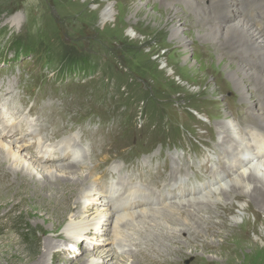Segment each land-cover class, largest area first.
Instances as JSON below:
<instances>
[{"label":"rangeland","instance_id":"1","mask_svg":"<svg viewBox=\"0 0 264 264\" xmlns=\"http://www.w3.org/2000/svg\"><path fill=\"white\" fill-rule=\"evenodd\" d=\"M136 2L0 0V97L4 96V100L6 97V104H10V112L0 106L1 112L11 123L20 113H25L27 106H36L38 122L35 116L30 122L37 125L39 132L25 138L21 151L24 158L40 166L43 164L30 158L38 144L51 151L64 142L71 143L76 155L82 156L80 163L72 158L46 166L77 164L96 179L95 186L101 184L100 180L105 177L102 174L106 172L107 182L114 185L113 194L121 187L125 190L124 184L132 180L139 191L151 188L156 193L184 175L191 180L190 186L214 184L220 174L225 177L233 171L232 139L237 133L234 131L231 136L225 130L222 124L225 115L240 125H250L255 131V119L251 120L243 98L246 94L252 97L251 92L256 97L257 90L248 88L242 97H237L225 73L232 68L231 64L224 66L222 59L215 58L211 45L200 42L197 34L201 31L200 24L195 15L186 13L183 5L179 6L186 13L183 19L170 21L163 13V21L157 24L150 19L154 11L149 6L152 1L138 0L142 5V12L138 14H135ZM108 4L115 9L114 17L103 23L101 14ZM174 26L182 30V38L189 40L187 51L177 41L170 40L169 28ZM83 62L86 65L82 66ZM0 140L6 142L4 138ZM11 163L7 162L6 166L13 167ZM121 175L125 183L119 180ZM81 197L74 205L78 206L75 216L71 213L61 229L63 235L78 215L85 216L82 208L86 202ZM221 199L218 205L203 203L200 211L189 209V214L194 219L200 217V227L210 233L211 226L222 232L223 224L236 225L238 234L232 240L238 249L237 264H264V213L255 207L247 209V201L231 194ZM1 204L0 264H20V259L12 256L9 244L14 242L21 255L26 256L27 250L51 237L45 232L49 222L43 217L33 219L18 213L8 219L4 213L17 205ZM225 204L231 205V209ZM174 215L163 218L171 219ZM158 219L156 224L138 220L136 225L124 227L121 241L113 240L109 229L98 239L88 231L76 238L78 244L62 241L58 245L61 253L56 258L46 255L44 264H139L142 262L139 255L132 253L146 248L148 231L154 232L152 240L155 237L160 240V235L187 240L166 225L157 224L162 221L161 216ZM223 233L219 237L200 234L208 242L217 244L222 241ZM112 244L117 249L124 246L123 251H115ZM100 251L102 258L98 256ZM17 252L14 253L19 255ZM184 252L191 256L181 259L180 264H193L197 258L194 253L200 254L199 251L191 253L192 249L187 246ZM235 256L232 254V258ZM206 258L218 261L214 254Z\"/></svg>","mask_w":264,"mask_h":264},{"label":"bare ground","instance_id":"2","mask_svg":"<svg viewBox=\"0 0 264 264\" xmlns=\"http://www.w3.org/2000/svg\"><path fill=\"white\" fill-rule=\"evenodd\" d=\"M135 1H137L134 7L135 11L137 10L135 14H138L142 12V5L138 0ZM150 1L152 3L149 6L154 9L150 19L155 20L157 24L163 21V13L169 17L170 21L172 18L183 19L186 13L190 16L195 15V20L199 22L201 29L200 32H197L200 42L210 44L215 52V58L222 59L224 66L231 64L232 68L226 69L225 73L235 87L237 97H242L248 88L254 91L257 90L256 97H254V92H251L252 97L246 94L247 97L244 95L243 98L247 106L246 111L249 112L251 120L254 121L255 119V131L250 125H240L233 117L229 118L226 114L225 120L222 122L225 130L231 136H233L234 131L237 133L232 139L235 145L232 151L234 160L231 165L232 173H227L225 177L220 174L221 176L218 177L217 182L211 186H202L200 191L188 188L185 175L179 178L174 176L173 179L176 177L175 180H172L170 185L163 188L165 189V199L161 204L155 203L153 205L150 203L141 204L139 203L140 200L133 199L139 196L141 200L147 202L148 196L152 194L151 188H142L139 191L137 189L139 187L134 183L135 180L124 184L126 185L125 190L121 187V194L124 191L122 195H119L122 202L114 201L109 195L110 186H103L102 184H96L95 186L96 179L91 174L82 171L79 165L67 163L58 166V168H53L52 166H46L49 163L46 159L38 160L35 155L30 156L36 163L43 164L39 166L34 164L32 160L24 158L21 152L24 150V145L13 143L15 145L9 146L6 144L8 142L0 140V173L2 172V176H0V207L3 206L1 202H14L17 205L15 209L11 208L7 213H4L5 217L13 219L16 213L19 214L18 216L24 215L33 219L43 217L49 222L45 232L53 238L50 240V237L43 241L41 245L32 247V250H27L28 254L26 256L21 255L14 242L9 244V248L13 252L12 256L20 259V264H44L46 255L50 254L53 258H56L57 254L61 253L62 250L58 247L60 242L69 241L68 243H71L73 241L74 244H78L79 241L76 238L86 235L88 231L98 239L103 232H107L109 229L108 232L112 235V239L121 241L124 227H132L138 220L144 223L147 221L155 223L159 220V216H161L162 221L157 224L166 225V228L175 232V234L186 237L187 240H176L177 237L170 238L164 235H160V240H157L156 237V240L155 238L152 240L154 232L148 231L149 235L145 239L146 248L132 253L137 257L139 255L142 261L141 264H180L181 259L191 256L185 254L186 246L192 249L191 253H194V251L200 252L198 255L194 253L197 258L194 259L193 264H237L236 260H239L238 249L236 250L232 240L233 235L238 234L236 231L237 226L223 224V227L221 225V229L224 230L222 232L211 226L213 232L210 233L206 228L202 229L200 227L201 222L198 220L200 217L192 218L193 216L189 214V211H200L203 203L206 202H208L207 205L215 203L218 205L222 200L221 198L231 194V196H237L240 200L247 201L249 203L247 209L255 207L264 213V34L248 24L238 14V7L244 0H146L147 3ZM262 1V4H264V0ZM180 5H183L184 9L186 8V13H182V9L179 10L182 7ZM114 11V7L108 4L102 11L101 22L105 23L111 20L114 17ZM157 12L160 16L156 14ZM187 22L189 25L192 23L190 20ZM181 33L182 30L176 26L169 28L170 40L177 41L183 47V50L187 51L189 40L182 38ZM130 34L135 36L133 31H130ZM5 90L8 91L6 94L9 95L8 88H5ZM5 100L4 96L3 99L0 97V106H4L10 112L8 109L10 104H6L8 101ZM221 126L223 128V125ZM5 131L14 134L12 138H9L12 141L13 139L21 141L23 138L19 137L21 133L17 129H5ZM2 133L0 131V136L4 138ZM1 137L0 139H2ZM65 147L66 144L62 146V148ZM57 148L59 147L54 149ZM62 148L55 153V155L63 154V159H58V163L68 159L70 161L72 158L76 163L81 162V155L73 153L74 156H71L66 149ZM9 161L13 164V167L10 164L11 168L6 166ZM38 169L39 172H37ZM113 169L120 170V167H113ZM38 173L40 175H36ZM124 179L125 177H122V175L119 176V180L123 183H125ZM132 179L134 178L132 177ZM177 184H179L178 187H176ZM168 189L169 193L167 194ZM172 190L182 191L173 193ZM186 196L194 199L186 200ZM79 197L84 198V202H86L84 208H82V215L85 216L81 218L78 215L75 219L76 222L69 225L68 233L63 235L61 229L71 213L77 212L78 206L74 205L78 204ZM100 199L103 200V203ZM240 202L238 201V205L242 207ZM227 207L231 209V205ZM137 209L142 210L136 211ZM175 213H178V215L175 216ZM167 214L168 216L174 215V217L171 219H168L169 217L163 218ZM183 215H186V217L181 219L180 217ZM168 220H170V224H168ZM234 220H237L236 216ZM171 224H174V226L172 227ZM108 225L110 228H108ZM197 229L202 230L198 232ZM201 232L213 237H219L221 233H224L221 237L222 241L216 244L208 242L200 234ZM7 235L6 232L4 236L7 237ZM200 238L203 239L200 240ZM199 240L200 242H198ZM101 241L103 240L101 239ZM111 246L115 251H123L124 247L120 245L117 249L113 244ZM14 248L18 249V252L13 251ZM241 253H243L242 250ZM101 254H103L102 251L98 253V256L100 255L102 258ZM208 254L217 255L218 261L206 258ZM232 254L236 256L232 258Z\"/></svg>","mask_w":264,"mask_h":264},{"label":"trees","instance_id":"3","mask_svg":"<svg viewBox=\"0 0 264 264\" xmlns=\"http://www.w3.org/2000/svg\"><path fill=\"white\" fill-rule=\"evenodd\" d=\"M83 65H86V63L83 62V63H82V66H83Z\"/></svg>","mask_w":264,"mask_h":264}]
</instances>
